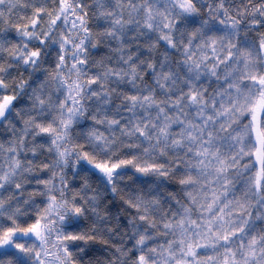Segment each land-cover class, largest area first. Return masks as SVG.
Masks as SVG:
<instances>
[{
    "label": "snow or ice",
    "instance_id": "6c2138e0",
    "mask_svg": "<svg viewBox=\"0 0 264 264\" xmlns=\"http://www.w3.org/2000/svg\"><path fill=\"white\" fill-rule=\"evenodd\" d=\"M0 264H264V0H0Z\"/></svg>",
    "mask_w": 264,
    "mask_h": 264
}]
</instances>
